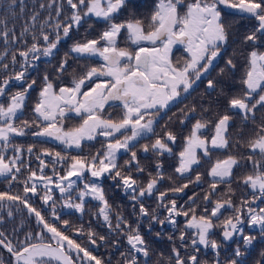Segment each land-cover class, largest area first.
I'll return each instance as SVG.
<instances>
[{"label": "snow or ice", "instance_id": "1", "mask_svg": "<svg viewBox=\"0 0 264 264\" xmlns=\"http://www.w3.org/2000/svg\"><path fill=\"white\" fill-rule=\"evenodd\" d=\"M15 2L16 0H12L13 5ZM52 2L55 3L56 0ZM126 2L127 0H67L72 10L70 15L59 19L63 12L61 6L56 12L55 23L51 25V33L44 31L45 25H41L40 36L33 34V43L26 50L13 52L11 55L12 66L19 64L21 70L14 76L5 77L0 81V97H6L8 101L7 104L0 102V176H10L11 181L17 180L15 173H19L24 166L21 154L25 149L11 141L13 136L28 134L33 127L38 130L30 131L32 136L55 140L66 149H81L83 143L97 140L98 137L106 141L102 145L103 151H97L90 157L65 156L59 151L45 149L36 155V160L40 162V174L28 168L29 175L22 181L24 185L22 195L0 192V207H3L4 202L8 204L19 202L30 214H34L41 228L37 233H27L16 245L0 232V246L12 254L14 264H104L102 258L82 247L65 231H61L56 223H49L41 212L29 203L31 196L38 195V186L43 190V194L39 195L42 204L50 208L51 217L54 221L60 222L65 229L70 227L69 221H60L53 187L65 197L62 201L64 208L74 209L81 214L85 211V197L99 201L101 206L97 215L103 217L105 226L110 231L122 233L133 253H142L144 257H149L139 223L133 227L124 216L116 214L113 225L112 207L102 184L97 182L105 175L117 181L116 186L130 196L134 210L138 205L140 217H149L161 225L165 223L175 225L177 217H185V230L180 232L179 239L186 248L188 241L185 238L191 231L190 244L195 253H199L200 246L217 251L220 249L221 245L217 240L211 239L217 227L213 220H218L223 212L229 209L234 212V216H229L222 222L221 235L224 241H231L239 234L243 237L245 246L252 245L255 237L244 235L245 219L249 227L258 226L259 231L264 234V207L252 206L257 201L264 203V125L260 127L257 138L249 143L251 151L258 153L260 159L248 157L255 171L242 181L251 189L252 195L249 199H242L239 206L234 205L231 198L223 202L210 200L218 183L229 182L233 176V168L240 165V161L231 155L223 160H216L210 168L208 175L213 180L210 185L212 193L205 194L204 200L212 207L210 209L204 207L200 215L196 214L195 206L187 210L183 206L178 208L175 199L164 203L169 192L172 194L183 192L188 184L160 191L158 185L164 179L162 162L155 166L157 169L155 178L149 173L150 179L146 186L142 187L131 174L133 166L137 173L141 175L144 173L133 148L139 140L156 135L155 127L158 121L153 114L168 109L183 94L188 93L196 82L209 72L214 61L221 55V49L228 42V29L224 21L227 10H233L256 21L255 29L244 38L253 45L247 56V66L242 80L245 91L243 96L230 99L229 107L241 111L245 119L249 114L254 116L257 106L264 108V51L257 47L260 38L264 37V0H157L147 25L141 19L117 22V16ZM37 15L32 16L33 25ZM88 17L103 21L106 28L96 38L74 43L71 52L77 57H99L102 63L99 67L88 68L79 78L74 77L71 86L57 87L45 74L37 102L32 107L34 120L32 123L25 120L18 126L15 122L23 114L30 90L36 83L35 80L26 81L28 69L34 67L35 61L41 56H53L60 41L69 37L73 29H79ZM51 19L49 16V20ZM28 31L29 29L25 28L21 36ZM12 33L13 30L7 29L5 24L4 30L0 31L5 44L20 39ZM41 39L43 45L39 43ZM122 43L128 46L121 47ZM177 45L183 46L187 54L182 63L173 61V50ZM6 55L7 49L4 56ZM17 55L22 58L21 61H17ZM4 56H0V60H3ZM67 63L65 58L60 65V73L64 72ZM227 65L235 68L231 59L227 61ZM2 67L7 70L9 64H3ZM13 79L21 81L26 86L23 87V91L8 95L6 90ZM213 86V81L208 80V87ZM253 99L254 102L250 104L249 101ZM114 102H119L123 109V118L119 122L104 115L106 107H111ZM191 111L194 112L195 109ZM69 115L80 119L78 126L65 127L64 122ZM231 119L232 117L227 114L221 116L215 123L210 139L203 135L208 131V122L197 120L192 125L190 134L184 138L182 150L175 154L178 160L175 172L180 177L187 178L193 167L200 163L198 152L203 156H209L212 149L229 147L228 130ZM176 140L177 137L168 131L164 133L163 138H156L151 146L144 144L142 151L145 153L151 151L159 156L165 153L174 154L170 145H175ZM9 149L17 154L6 159L5 153ZM26 151L32 154L34 146H28ZM121 151L130 154V159L123 165L129 169L127 175L122 173V166L118 163V154ZM41 156L52 158L55 180L53 176L44 175V169L48 165ZM18 161L21 162L20 166H17ZM57 164L66 166L64 175L56 171ZM86 173L93 179L79 188L77 192L79 202H73L72 192L78 188L77 180H83ZM194 182L202 183L199 174L196 175ZM189 183L193 181L189 179ZM154 193H159L156 197L158 206L167 212L163 220L155 214H150L141 202L144 197H150ZM189 201L195 205L194 197H189ZM8 215H12L11 210ZM74 231L79 236L85 235L82 227ZM95 235L90 230L87 232L88 241L93 246L96 245V239L93 238ZM99 239L103 241L105 237L100 236ZM173 253L175 264H201L196 254L185 259L180 255L179 249L174 248ZM234 255L236 257L244 255L239 246L235 249ZM0 264H4L2 257ZM126 264H138L137 256L132 255ZM215 264H220V261L216 260ZM230 264H238V261L232 259Z\"/></svg>", "mask_w": 264, "mask_h": 264}, {"label": "trees", "instance_id": "2", "mask_svg": "<svg viewBox=\"0 0 264 264\" xmlns=\"http://www.w3.org/2000/svg\"><path fill=\"white\" fill-rule=\"evenodd\" d=\"M129 1L127 0L125 6L122 8V10H127L128 13L117 16V22L129 19H141L147 25L157 0L148 1L146 6L149 7L143 5L145 9L139 13L136 7L135 10L134 6L128 5ZM41 5H44V7H41ZM61 6L63 12L59 19H64L72 11L67 4V0H56L55 3L52 0H16L14 5L12 4V0H0V31L4 30V25L6 24L7 29L13 30L12 34L20 37L14 43L5 44L2 36H0V56H4L5 50L7 49V55L4 56L3 60H0V81L5 77L14 76L16 72L21 70L19 64L15 67L12 66L11 55L13 52L26 50L33 43L32 35L40 36L41 25H45L44 31L52 32L51 25L55 23L57 19L56 12ZM36 14H38L37 20L35 25H33L32 16ZM49 16H51V20H49ZM46 21L47 24H45ZM224 21L228 29V42L221 49V55L215 60L212 68L196 82L188 93L183 94L168 109L153 114L158 121L155 127L156 135L139 140L133 148V151L137 153L141 167L144 169V173L141 175L137 173L134 166L131 168V174L138 183L142 187L146 186L150 179L149 173L152 174V178H155L157 173L155 166L158 162H162L164 179L158 185L160 191H166L188 184V187L183 192L177 194L169 192L164 203L167 204L170 200L175 199L178 208L183 206L187 210L195 206L197 215L202 213L204 207H208L209 209L212 207L210 203L205 202L204 196L205 194L212 193L210 185L213 183V180L209 177L208 173L216 160H223L231 155L240 161V165L233 168V176L229 182L218 183L215 193H212L210 196V200L223 202L231 198L233 204L239 206L242 199H249L252 195L251 189L242 183L244 177L253 174L255 171L248 157L251 156L254 160L260 159L258 153L251 151L249 143L257 138L260 127L264 125V108L257 106L254 116L253 114H249L248 118L245 119L241 111L229 107L230 99L243 96L245 91L242 80L247 66V56L253 45L251 42H246L244 38L255 29L256 21L251 17L241 16L240 14L228 11L224 15ZM25 28H28L29 31L24 36H21V32ZM105 28L106 24L103 21L94 17H88L79 29H73L69 37L63 38L60 41L58 47L54 50L53 56H51L53 58L50 57L51 61H44L42 56L39 58L36 68L26 75L27 82L35 80L36 83L30 90L23 114L15 122L18 126L25 120L29 123H32L34 120L32 107L37 102L38 93L43 86V77L45 74L48 75L49 79L57 87L63 85L71 86V81L74 77L79 78L92 66H100L102 60L99 57H77L71 52V48L76 42L96 38ZM24 41H27V43ZM39 43L44 44L42 39ZM120 46L126 47L128 45L122 43ZM257 47L264 51V37L260 38ZM65 58H67L68 63L64 72L60 73L59 68ZM229 59L233 61L235 68H230L227 65ZM21 60L22 58L17 55V61ZM6 63L9 64L7 70L2 67ZM208 80L213 81L214 86L212 88L208 87ZM24 86L26 84H22L21 81L13 79L6 91L8 95H11L17 91H23ZM0 102L7 104L8 101L6 97H0ZM253 102L254 99L249 101L250 104ZM106 108L108 109L104 112L106 118H110L115 122H119L123 118V109L119 106V103ZM193 108L195 109L194 112L191 111ZM225 114L232 117L228 130L229 147L227 149H212L209 156H203L198 152L200 163L193 167L187 178L180 177L175 172V168L178 166L177 155L175 154H178L182 150L184 138L190 134L192 125L197 120L208 122V131L203 133V135L210 139L213 135L215 123ZM80 122L78 117L69 115L66 117L64 123L66 128H71L78 126ZM36 130L38 129L33 127L30 131ZM30 131L24 136H13L11 142L25 149L21 154L24 166L21 167L19 173H15L17 176L16 181H11L10 176L0 177V192L22 195L24 187L22 181L29 175L28 168L30 167L32 170L37 171L38 175L40 174V162L36 160V155L45 149L52 150L53 152L59 151L65 156L79 155L90 157L97 151L102 152V145L106 142L104 138L98 137L97 140L83 143L81 149H66L55 140L32 136ZM168 131L177 137L175 145H170L173 147L174 154L165 153L163 156H159L157 153L151 151L148 153L142 151L144 144L151 146L156 138H163L164 133ZM30 145L34 146V152L32 154L26 151ZM16 154L12 149H9L5 153V156L7 159ZM41 159L48 165L44 169V175L52 176V158L41 156ZM129 159L130 154L128 153L122 151L118 154V163L122 166L121 171L125 175L129 173V169L123 167V165ZM20 164L21 162L18 161L17 166H20ZM65 170L66 166L61 164L56 165V171L59 174L63 175ZM197 174L201 176L202 183L200 184L194 182ZM189 179L193 183H189ZM100 184H102L105 195L112 207L113 225H115L116 214L124 216L133 227L139 223L140 232L148 247L149 257H144L142 253H133L127 243L126 237L122 233L110 231L105 226L103 217L97 215L101 205L95 199L89 198L85 200V211L83 214L75 210H57L60 221H69L70 227L67 229L60 222L54 221L51 217L50 208L43 205L39 199V195L43 194L42 187H38V195L31 196L29 203L40 211L49 223H56V226L61 231H65L67 235L75 239L82 247L87 248L93 255L102 258L104 264H126V261L132 255L137 256L138 264H175L174 248L179 249L180 255L185 259L193 254L198 255L201 264H215L216 260H219L220 264H230L232 259H236L238 264H241V262L242 264H264V234L259 231L258 226L255 228L249 227L245 219L243 226L244 235L255 237V240L250 246L243 244V237L239 234L236 235L232 243H227L222 239V222L229 216H234V212L231 209L224 211L218 220H213V223L217 227L211 239L217 240L221 245L220 249L217 251L200 246L199 253H195L190 244L191 231L188 232L185 238L188 241L186 248L185 244L179 239L180 232L185 230V217H177V223L175 225L170 223L161 225L152 221L149 217H140L138 205L134 210L130 196L122 188L116 186L117 181H113L105 175L101 179ZM78 185H81V181H79ZM158 194L154 193L150 197L146 196L141 202L144 203V206L150 214H155L159 219L163 220L167 216V212L164 208L158 206L159 202L156 199ZM189 197L195 198V205L191 204ZM252 206L264 207V203L257 201ZM9 210L12 212L11 216L8 215ZM81 227L85 232L83 236L77 235L74 231ZM40 230L41 228L37 224L34 214H30L28 209L19 202L14 204L4 202L3 207H0V232H3L4 236L8 240H11L14 245L18 244L20 240H23L27 233H37ZM89 230L96 234L93 237L96 239L95 246L91 245L88 241L87 232ZM100 236H104L105 240H100ZM238 246L240 251L244 253L242 257H236L234 255L235 249ZM0 257L3 258L4 264H14L12 254L3 246H0Z\"/></svg>", "mask_w": 264, "mask_h": 264}, {"label": "rangeland", "instance_id": "3", "mask_svg": "<svg viewBox=\"0 0 264 264\" xmlns=\"http://www.w3.org/2000/svg\"><path fill=\"white\" fill-rule=\"evenodd\" d=\"M131 1V2H130ZM129 1V3H128V5H131V6H134V9H135V7L137 8V10H138V13L139 12H142L144 9H145V7L144 6H146V4L148 3V1H150V0H130ZM136 3V4H135ZM144 5V6H143ZM146 7H149V6H146ZM151 7V6H150ZM136 10V9H135ZM128 13V11L127 10H122L121 9V12L118 14V16L120 15V14H122V15H126ZM59 45V44H58ZM58 47V46H57ZM55 52V51H54ZM42 58H43V60L44 61H49L51 58H53V57H44V56H42ZM218 58V57H217ZM29 59H31V55H30V57H29ZM39 61V59L37 60V61H35V66L34 67H30L29 69H28V73H30L31 71H33L35 68H36V66L38 65V62ZM51 61V60H50ZM215 62V61H214ZM106 111L108 110L107 108L105 109ZM155 119H156V117H154ZM130 134V133H129ZM118 136H119V134H118ZM122 152V151H121ZM61 175V174H60ZM63 175H64V173H63ZM53 176V175H52ZM0 177H3V176H0ZM53 179L55 180L56 179V177L55 176H53ZM73 179H76L75 177H73ZM93 178H91V176H90V174H87L86 173V176H85V178L83 179V180H77V185H78V183H79V181H81V185H78V189H76L75 191H73L72 192V198H73V202H79V200H78V198H77V192H78V190H79V188H82L83 187V184L85 183V182H88V181H90V180H92ZM98 183H100L101 182V179L99 180V181H97ZM39 187V186H38ZM53 195H54V199L56 200V203H57V210H59V211H62V210H74V209H67V208H64L63 206H62V201L65 199V197H63V196H61V194H60V192H59V190L58 189H56L55 187H53ZM89 198H91V197H85V200L86 199H89ZM93 199V198H92ZM47 206V205H46ZM76 211V210H75ZM78 212V211H77Z\"/></svg>", "mask_w": 264, "mask_h": 264}, {"label": "flooded vegetation", "instance_id": "4", "mask_svg": "<svg viewBox=\"0 0 264 264\" xmlns=\"http://www.w3.org/2000/svg\"><path fill=\"white\" fill-rule=\"evenodd\" d=\"M187 58V54L183 50V46L177 45L173 50V61L174 63H182ZM119 102H114L117 105Z\"/></svg>", "mask_w": 264, "mask_h": 264}, {"label": "water", "instance_id": "5", "mask_svg": "<svg viewBox=\"0 0 264 264\" xmlns=\"http://www.w3.org/2000/svg\"><path fill=\"white\" fill-rule=\"evenodd\" d=\"M228 12H233V13H235L233 10H227ZM235 238H236V236L234 237V239L233 240H231V241H225V242H227V243H232L234 240H235ZM223 239V238H222Z\"/></svg>", "mask_w": 264, "mask_h": 264}]
</instances>
